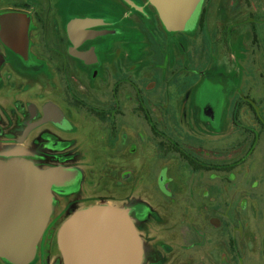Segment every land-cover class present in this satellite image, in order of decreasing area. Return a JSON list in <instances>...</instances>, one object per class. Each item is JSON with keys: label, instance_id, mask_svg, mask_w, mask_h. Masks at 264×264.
I'll list each match as a JSON object with an SVG mask.
<instances>
[{"label": "rangeland", "instance_id": "obj_1", "mask_svg": "<svg viewBox=\"0 0 264 264\" xmlns=\"http://www.w3.org/2000/svg\"><path fill=\"white\" fill-rule=\"evenodd\" d=\"M70 1L72 42L50 35L39 42L34 33L30 45L32 59L43 62V72H55L57 83L59 74L65 81L58 69L62 56L52 52L73 51L69 83L76 101L70 115L78 131L71 136L69 166L81 185L56 208L71 203L75 213L130 211L140 264L146 263L144 249L160 252L166 264H264V130L249 105L254 100L264 119V0H207L205 33L197 26L190 30L191 23L187 31H169L149 0L147 11L117 0L119 26L96 32L95 0L87 7ZM83 29L91 42L115 36L108 47L116 52L82 50ZM42 50L51 54L50 62ZM141 99L158 133L146 121ZM97 113L110 117L101 120ZM182 154L209 170L195 171ZM208 208L217 215L230 211V239L216 221L211 246L197 253L186 248L178 260L179 241L188 243L194 235L188 222L182 224L188 211ZM170 246L173 256L165 253ZM207 251L214 258L208 260Z\"/></svg>", "mask_w": 264, "mask_h": 264}, {"label": "flooded vegetation", "instance_id": "obj_2", "mask_svg": "<svg viewBox=\"0 0 264 264\" xmlns=\"http://www.w3.org/2000/svg\"><path fill=\"white\" fill-rule=\"evenodd\" d=\"M133 2L143 6L144 11H147L148 0H133ZM206 2L207 0H203L200 5L193 29L199 23ZM118 3L117 0H95L90 3L96 9L95 16L99 21L91 28L96 27L97 32L105 28L113 31V28L118 27L120 19L114 13ZM73 4L74 2L70 0H43L39 4L26 0L15 2L0 0V162L25 164L40 172L62 170L72 174L65 181L51 188V209L45 230L36 247V264L50 262L66 264L61 247V232L72 218L87 212L79 210L80 212L75 213L76 209L71 203L65 208H56L60 200H67L76 195L81 185L80 176L72 171L73 167L69 166L70 149L73 146L71 136L78 131L70 115L73 103L76 101L72 99L69 83L71 81L69 54L73 51L68 48V52L65 49H55V52H52L54 56L63 58L58 61V69L64 71L65 81L59 74L60 79L57 83L54 80L55 72L49 71V67L46 72H43V62L32 59L33 53L30 49L34 33L39 37V42L45 41L49 35L60 43L63 39L72 42L68 23L71 21L69 11ZM79 5L87 7L88 0H80ZM86 29H83L78 40V46H82V50L90 55L94 52L98 55L100 52L103 54L108 51L116 52L114 48L108 47L110 43L115 42V36H113L115 32L110 33L113 34L111 42L107 38L104 39L103 35L100 38L96 36L95 41L91 42ZM88 44L94 45L88 47ZM43 50L42 54L44 53L49 61L51 54ZM67 56H69L68 59ZM32 61L38 62L41 66L31 65ZM83 61L87 62V58ZM90 62L95 61L91 59ZM132 86L137 88L135 83H132ZM117 88H119L118 84ZM142 104L148 109L143 99L140 100V108ZM97 115L101 120H107L110 117L109 114L103 113H97ZM160 185L163 184L160 183ZM120 212L125 213L132 224H135L134 214H130V211ZM229 212L224 210L217 215L215 209L189 210L182 224L188 222L194 235L188 243L179 241L175 252L177 259H183L186 248L196 253L201 249L209 248L214 242L213 238L216 237V221L219 222L220 228H223L222 237L230 239ZM228 243L230 248L231 241L229 240ZM165 253L173 256L172 247L170 246V250ZM205 256L208 260L213 257L208 251ZM0 260L4 264H14L1 255ZM142 260L146 262L145 264H166V257L152 249L148 251L144 249Z\"/></svg>", "mask_w": 264, "mask_h": 264}, {"label": "water", "instance_id": "obj_3", "mask_svg": "<svg viewBox=\"0 0 264 264\" xmlns=\"http://www.w3.org/2000/svg\"><path fill=\"white\" fill-rule=\"evenodd\" d=\"M150 1L169 31L184 32L202 0ZM69 176L62 170L40 172L25 164L0 162L1 256L14 264L32 261L49 218L51 188ZM86 211L72 218L61 232L66 264H140V240L125 213L106 208Z\"/></svg>", "mask_w": 264, "mask_h": 264}, {"label": "trees", "instance_id": "obj_4", "mask_svg": "<svg viewBox=\"0 0 264 264\" xmlns=\"http://www.w3.org/2000/svg\"><path fill=\"white\" fill-rule=\"evenodd\" d=\"M205 8L206 7H204V9H203V12L201 14L199 23L197 25V27H199L200 30L202 32H204V33L206 31V29H205V14H206V9ZM255 37H256V33H255ZM249 105H250L252 111L255 113V116H256L259 124L261 125V128L264 130V119L259 115L258 110L256 108L255 101L253 100L252 102H250ZM141 108H142L143 112L145 113L146 120L149 123V125L151 126L152 131H154L155 133H158V128H157V125L155 123V120H154V117H153V114L151 113V111L148 110L147 108H145L144 107V104L141 105ZM256 139H257V136H256ZM174 149H175V151L179 152V149L176 146H174ZM182 155H184V154H182ZM183 157L188 160V162L190 163L191 167L195 171H202V170L208 171L209 170V167L207 165H202V164L196 162L195 160H193V159H191V158H189V157H187L185 155Z\"/></svg>", "mask_w": 264, "mask_h": 264}, {"label": "crops", "instance_id": "obj_5", "mask_svg": "<svg viewBox=\"0 0 264 264\" xmlns=\"http://www.w3.org/2000/svg\"><path fill=\"white\" fill-rule=\"evenodd\" d=\"M132 2H133V0H131ZM150 1V0H149ZM203 1V0H202ZM202 1H201V3H202ZM151 2V1H150ZM134 3V2H133ZM201 3H200V5H201ZM200 5H199V8H200ZM199 8H198V10H197V13L195 14V16L192 18V20H191V24H190V27H189V29L191 30V29H193V27H194V25H195V20H196V16H197V14H198V12H199ZM189 29H186L185 31H187V30H189Z\"/></svg>", "mask_w": 264, "mask_h": 264}]
</instances>
